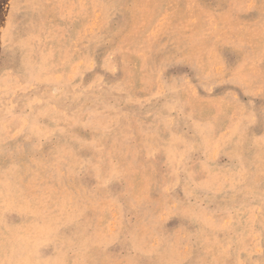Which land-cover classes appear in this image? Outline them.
Segmentation results:
<instances>
[{"label": "rangeland", "instance_id": "rangeland-1", "mask_svg": "<svg viewBox=\"0 0 264 264\" xmlns=\"http://www.w3.org/2000/svg\"><path fill=\"white\" fill-rule=\"evenodd\" d=\"M205 1L0 0V264H264V1Z\"/></svg>", "mask_w": 264, "mask_h": 264}, {"label": "bare ground", "instance_id": "bare-ground-1", "mask_svg": "<svg viewBox=\"0 0 264 264\" xmlns=\"http://www.w3.org/2000/svg\"><path fill=\"white\" fill-rule=\"evenodd\" d=\"M203 1H205V0H203ZM206 1H208V0H206ZM205 1V2H206ZM219 1V0H218ZM258 1V0H257ZM264 1V0H263ZM262 1V2H263ZM259 3H260V0H259ZM263 4V3H262ZM262 7H263V5H262ZM220 10V9H219ZM188 11H189V9H188ZM247 12V11H246ZM249 12V11H248ZM259 13V12H258ZM257 13V14H258ZM197 14H198V11H197ZM261 14V13H260ZM204 15V14H203ZM189 16V15H188ZM195 16V15H194ZM201 16V15H200ZM218 16V15H217ZM238 16V15H237ZM259 16V15H258ZM199 17V16H198ZM252 17V16H251ZM136 18V17H135ZM195 18V17H194ZM201 18H203V17H201ZM216 18H218V17H216ZM239 18V17H238ZM257 17H254V19H256ZM192 19H193V17H192ZM199 19V18H198ZM239 19H241V17L239 18ZM232 20H234V19H232ZM242 20V19H241ZM240 20V21H241ZM247 20V19H246ZM243 21V20H242ZM245 21V20H244ZM247 21H249V20H247ZM256 21H259V20H256ZM193 22V21H192ZM196 22H198V21H196ZM220 22V21H219ZM236 22V21H235ZM201 23V22H200ZM203 24H204V21H203ZM226 24V23H225ZM230 24V23H229ZM258 24V23H257ZM192 25V24H191ZM202 25V24H201ZM217 25V24H216ZM234 25V24H233ZM244 25H245V23H244ZM250 25H253L252 23L250 24ZM192 26H195V25H192ZM203 26V25H202ZM205 26V25H204ZM201 27V26H200ZM234 29H236V28H234ZM205 39V38H204ZM197 40H198V38H197ZM261 41V40H260ZM262 42V41H261ZM257 49V48H256ZM259 64H260V62H259ZM262 65V64H261ZM197 74H198V72H197ZM202 76V75H201ZM104 135V134H103Z\"/></svg>", "mask_w": 264, "mask_h": 264}]
</instances>
